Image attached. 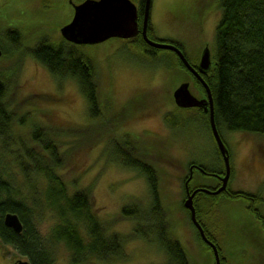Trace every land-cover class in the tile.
Returning a JSON list of instances; mask_svg holds the SVG:
<instances>
[{
    "label": "rangeland",
    "instance_id": "1",
    "mask_svg": "<svg viewBox=\"0 0 264 264\" xmlns=\"http://www.w3.org/2000/svg\"><path fill=\"white\" fill-rule=\"evenodd\" d=\"M78 1L0 0V31L12 21L28 45L41 34L58 40L59 26L69 20L72 4ZM132 1L137 4V0ZM219 11L218 0H150V29L146 34L154 40L180 41L190 60H196L202 48L207 47L212 60ZM79 44L93 63L94 78L105 99L101 129L94 125L95 135L91 129L87 135L85 131L83 136L80 134L81 129L87 128L89 119L74 77L58 78L27 47H17L8 40L0 45V73L11 81L5 100L16 111L14 122L22 120L14 123L15 138L10 145L19 146L20 139L27 138L26 130L34 120L63 126L60 127L63 144H71L67 153L70 151L72 160L60 172L66 181L74 175L80 179L76 185L68 182V188L91 185L92 210L105 221L109 231L125 236L124 258L91 259L74 264L166 263L167 253L155 234L161 228L156 224L158 209L153 207L147 179L138 166L120 161L135 156L130 148L133 145L136 154L155 170L165 230L180 242L188 264H213L212 249L199 236L182 202L185 195L182 178L192 162L194 166L186 186L189 189L214 186L221 174L203 171L195 165L220 170L224 161L205 115L195 107L178 106L172 100V90L187 76V71L168 48L158 47L154 53H147L119 36ZM191 88L201 95L196 85ZM26 109L28 112L23 115ZM78 122L81 125L74 127ZM114 126L118 133L126 134L119 139V159H115V150L111 140L108 141V132L116 134ZM218 131L227 148V185L258 194L252 205L261 216L249 209L250 198L204 191L195 194V216L214 240L223 264H264V132L228 129L221 124ZM4 158L11 159L8 153ZM126 203L148 215L149 220L141 222L135 217L121 216L120 208ZM54 219L44 213L37 222L38 229L46 232ZM135 223L140 224L139 234H130ZM68 255L69 250L63 244L55 246L56 264H70ZM18 257L23 258L12 246L0 241V264H10Z\"/></svg>",
    "mask_w": 264,
    "mask_h": 264
},
{
    "label": "trees",
    "instance_id": "2",
    "mask_svg": "<svg viewBox=\"0 0 264 264\" xmlns=\"http://www.w3.org/2000/svg\"><path fill=\"white\" fill-rule=\"evenodd\" d=\"M218 6L220 11L214 26L212 60L210 59V67L203 76L212 97L215 125L217 129L221 124L228 129L264 132V0H218ZM141 15L142 10L139 13ZM15 24L8 21L4 25L0 31V45L8 40L17 47H27L28 52L58 78L68 75L74 77L84 97L89 119L87 128L81 129L80 134L83 136L85 131L87 135V130L91 129L95 135L97 128L94 125L98 124L101 129L105 99L96 84L90 57L81 51L79 43L67 41L62 36L58 40H51L41 34L28 45ZM147 25L148 31V20ZM125 39L147 53H154L158 49L147 44L139 34ZM5 52L6 49L3 53ZM175 60L181 65L177 56ZM8 82H11L9 78L0 73V241L12 246L31 264H56L55 246L58 243L69 250L70 264L91 259L110 261L124 258L126 253L122 251V245L125 236L117 231H109L105 221L96 216L91 206V185L80 184L69 189L68 182L76 185L80 179L74 175L66 181L60 172L72 160L70 151L67 153L71 144H63L65 139L60 130L63 126L54 127L34 120L31 128L26 130L27 138H21L19 146L10 145L15 138L12 136L16 132L14 123L22 120L19 118L14 122L16 111L9 108L5 100ZM27 112L26 109L22 114L26 115ZM78 125L81 122L74 127ZM207 126L210 130L208 123ZM114 130H117L115 126ZM110 133H107L108 141L111 140V146L115 150V159H119V139L126 134L117 131L116 134ZM130 148L135 156L121 158L120 161L138 166L147 179L153 207L158 209L156 224L161 229L158 228V233L155 234L167 253L165 264H188L182 245L165 230V223L161 221L164 211L161 210L155 185V170L136 154V145ZM6 153L11 159L4 158ZM199 168L219 175L224 172V168L215 170L203 165H199ZM217 179V183L209 188H215L220 183V177ZM198 192L201 191H195L192 196L195 214L197 203L194 198ZM218 193L250 198L249 209L254 210L258 217L261 216L252 205L254 198L259 197L258 194L232 189L227 181L225 188ZM133 208L131 203L123 204L120 215L135 217L141 222L149 220L148 215ZM8 210L15 212L21 221L19 231L3 223L2 214ZM44 213L55 218L46 232L40 231L37 226ZM139 226L140 224L135 223L130 234H139ZM205 234L214 242L207 232ZM219 262L223 264V257L220 255Z\"/></svg>",
    "mask_w": 264,
    "mask_h": 264
},
{
    "label": "water",
    "instance_id": "3",
    "mask_svg": "<svg viewBox=\"0 0 264 264\" xmlns=\"http://www.w3.org/2000/svg\"><path fill=\"white\" fill-rule=\"evenodd\" d=\"M150 0H144L142 6L141 24L138 27V11L137 4L132 0H80L72 4V13L68 21L59 26L60 35L67 41L73 43H92L103 40L109 36H119L123 38L132 37L137 32L140 33L143 40L154 47L168 48L173 50L181 61L195 74L197 79L202 83L205 96L196 97L187 87V81L179 82L172 90V99L178 106H201L208 109V122L211 134L215 141L216 147L224 161V172L220 177V183L217 187L210 189L207 187H196L192 190L186 189V196L183 204L189 211V218L196 227L199 236L212 249L214 263L220 264L217 246L210 240L203 230L202 225L195 216V210L192 204V195L196 190L207 193H217L226 186L229 173L228 154L225 143L223 142L219 131L215 125L212 111V97L210 90L200 76L193 69L183 55L180 48L169 41L154 40L146 34V23L148 18ZM1 52V49H0ZM210 55L207 47L202 48L198 68L203 71L208 69L210 65ZM3 223L12 227L15 231L21 229V221L17 214L12 211H5L2 214ZM11 264H31L27 258L18 257Z\"/></svg>",
    "mask_w": 264,
    "mask_h": 264
},
{
    "label": "flooded vegetation",
    "instance_id": "4",
    "mask_svg": "<svg viewBox=\"0 0 264 264\" xmlns=\"http://www.w3.org/2000/svg\"><path fill=\"white\" fill-rule=\"evenodd\" d=\"M143 1L144 0H137V11H138V19H137V22H138V27H140V24H141V18L140 17H142V15L141 16H139V13H140V11L142 10V6H143ZM147 20H148V18H147ZM148 25H147V23H146V31H147V29H148V27H147ZM136 34H139L140 35V33L139 32H137ZM169 42H172L173 44H175L178 48H180V50L182 51V53H183V55L185 56V58H186V60L188 61V63L193 67V69L194 70H196L199 74H200V76L203 78V76H204V73H205V71H207V69L206 70H203V71H201L199 68H198V61H199V57H200V54H198L197 56H196V60H190L187 56H186V53H185V51L182 49V44L180 43V41H178V40H176V39H170V40H168ZM0 49H1V47H0ZM1 51H2V49H1ZM170 51L172 52V54L174 55V57L175 56H177V54L173 51V50H171L170 49ZM0 54H1V52H0ZM178 57V56H177ZM179 58V57H178ZM179 60H180V62H181V66L182 67H184V69L187 71L186 73H187V76L185 77V78H183L181 81H187V87H188V89L190 90V92L191 93H193L196 97H204L206 94H205V90H204V87H203V85H202V83L197 79V77L195 76V74L181 61V59L179 58ZM180 65V64H179ZM209 67H210V65H209ZM208 67V68H209ZM204 80V79H203ZM195 85L200 89V91H201V95H197V94H195L194 93V91H193V89L191 88L192 86L193 87H195ZM199 85H201V87L199 86ZM173 100V99H172ZM174 102V101H173ZM175 104V103H174ZM192 107H195L196 109H198L200 112H202L203 113V115H205V118L207 119L206 121H207V123H208V125H209V122H208V109L207 108H205V109H203L201 106H192ZM194 166V164L192 163V162H190V163H188V165H187V170H186V172H185V174L183 175V178H182V182H183V184H184V189H185V195H184V197H183V199L185 198V196H186V189H188L189 191L190 190H192V189H189L187 186H186V181H187V179L189 178V176H190V171H191V168ZM195 166H197V167H199V165L197 164V165H195ZM203 170V169H202ZM203 171H205V170H203ZM228 178V177H227ZM210 189H213V188H210ZM197 191V190H196ZM194 194V193H193ZM193 196V195H192ZM183 199H182V202H183ZM193 204V203H192ZM193 207H194V205H193ZM194 210H195V208H194ZM188 213H189V211H188ZM196 228V227H195ZM197 230V229H196ZM198 232V231H197ZM206 235V234H205ZM211 240V239H210ZM215 243V242H214ZM216 245V244H215ZM219 255V254H218ZM12 262V261H11ZM11 262H10V264H11Z\"/></svg>",
    "mask_w": 264,
    "mask_h": 264
}]
</instances>
